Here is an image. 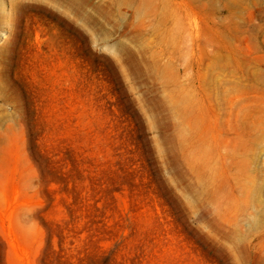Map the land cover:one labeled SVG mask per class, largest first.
Wrapping results in <instances>:
<instances>
[{
	"label": "rangeland",
	"instance_id": "374dc122",
	"mask_svg": "<svg viewBox=\"0 0 264 264\" xmlns=\"http://www.w3.org/2000/svg\"><path fill=\"white\" fill-rule=\"evenodd\" d=\"M0 264H264V0H0Z\"/></svg>",
	"mask_w": 264,
	"mask_h": 264
}]
</instances>
